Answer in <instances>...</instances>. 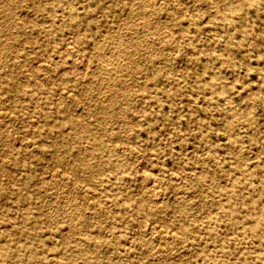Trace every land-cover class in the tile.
<instances>
[{"label":"rangeland","instance_id":"374dc122","mask_svg":"<svg viewBox=\"0 0 264 264\" xmlns=\"http://www.w3.org/2000/svg\"><path fill=\"white\" fill-rule=\"evenodd\" d=\"M210 1L0 0V264H264V0Z\"/></svg>","mask_w":264,"mask_h":264},{"label":"bare ground","instance_id":"6f19581e","mask_svg":"<svg viewBox=\"0 0 264 264\" xmlns=\"http://www.w3.org/2000/svg\"><path fill=\"white\" fill-rule=\"evenodd\" d=\"M209 1H210V0H209ZM194 2H195V1H194ZM210 2H211V1H210ZM159 4H160V2H159ZM7 5H8V4H7ZM207 17H208V16H207ZM17 19H19V18H17ZM15 22H16V21H15ZM117 23H118V22H117ZM165 28H166V27H165ZM166 30H167V29H166ZM28 34H29V33H28ZM66 45H68V44H66ZM69 50H70V48H69ZM136 51H137V50H136ZM70 52H71V51H70ZM65 53H66V52H65ZM67 54H68V53H66V55H67ZM70 56H72V55L70 54ZM72 58H74V56H73ZM38 60H39V59H38ZM41 60H42V59H41ZM41 60H40V61H41ZM43 60H44V59H43ZM76 61H77V60H76ZM83 61H84V60H83ZM85 61H86V60H85ZM85 61H84V62H85ZM36 62H37V61H36ZM47 62H48V61H47ZM38 63H39V62H37V64L35 63L34 66H35V65H38ZM43 63H44V62H43ZM67 63H68V62H67ZM71 63L73 64L74 62H71V61H70V64H71ZM50 64H51V63H50ZM75 65H76V67H78V66H77L78 64H75ZM75 65H74V66H75ZM35 67H36V66H35ZM73 68H74V67H73ZM84 68H85V67H84ZM69 69H70V67H69ZM81 69H83V68H81ZM71 70H72V69H71ZM79 70H80V69H79ZM180 70H181V69H180ZM80 71H81V70H80ZM82 71H83V70H82ZM72 72H75V70H73ZM80 73H82V72H80ZM80 73H79V74H80ZM75 74H76V73H75ZM75 74H74V75H75ZM35 79H36V78H35ZM110 88H111V87H110ZM59 89H60V88H59ZM63 89H65V88H63ZM63 89H62V90H63ZM120 89H121V88H120ZM66 91H67V90H66ZM65 93L68 94L69 92H68V93L65 92ZM73 95H74V94H73ZM122 95H123V94H122ZM123 96H124V95H123ZM108 99H109V97L107 98V100H108ZM105 101H106V100H105ZM0 109H2V108H0ZM3 109H4V107H3ZM0 111H1V110H0ZM7 112H11V111L7 110ZM7 114H8V113H7ZM10 114H11V113H10ZM29 117H30V116H29ZM136 117H137V116H136ZM141 117H142V116H141ZM32 118H35V117H32ZM32 118H31V119H32ZM35 119H36V118H35ZM36 121H37V120H36ZM5 123H6V122H5ZM35 123H36V122H35ZM0 126H1V125H0ZM131 126H132V125H131ZM1 128H2V127H1ZM8 134H9V133H8ZM6 136H9V135H6ZM11 140H12V139H11ZM115 142H116V141H115ZM4 143H5V142H4ZM112 143H114V141H113ZM5 144H7V143H5ZM15 144H17V143H15ZM132 146H133V145H132ZM254 153H256V152H254ZM3 156H5V155H3ZM251 157H252V156H251ZM253 157H254V156H253ZM0 158H1V157H0ZM4 158H5V157H4ZM1 159H2V158H1ZM0 161H1V160H0ZM1 167H3V166H1ZM56 167H58V165H57ZM187 169H189V168H187ZM54 170H55V169H54ZM62 170H63V169H62ZM168 170H169V168H168ZM171 170H172V169H170L169 171H171ZM190 170H191V169H190ZM64 171H65V170H64ZM64 171H63V172H64ZM65 172H66V171H65ZM66 173H67V172H66ZM139 173H140V172H139ZM196 174H198V173H196ZM157 176H158V175H157ZM46 179H47V178H46ZM145 180H146V179H145ZM145 180L143 179L142 181L145 182ZM168 181H170V179H169ZM73 182H74V181H73ZM73 182H72V183H73ZM151 182H152V181H151ZM149 183H150V182H149ZM38 184H39V183H38ZM142 184H143V183H142ZM150 184H151V183H150ZM152 184H153V183H152ZM154 184H155V183H154ZM147 185H149V184H147ZM147 185H146V186H147ZM146 186H145V187H146ZM142 188H143V187H142ZM142 188H141V189H142ZM142 190H143V189H142ZM149 191H150V190H149ZM149 191H147V193H148ZM158 191H159V188H158ZM151 192H152V191H151ZM153 192H154V191H153ZM150 194H151V198H150V200H152V201L154 200L153 202H156V201H155V196H156L155 194H156V193H155V194H154V193H150ZM90 197H91V196H90ZM93 197H94V196H93ZM93 197H91V198L93 199ZM88 198H89V197H88ZM156 200H158V197H157ZM147 201H148V200H147ZM152 201H151V203H152ZM159 201H160V198H159ZM148 202H149V201H148ZM157 202H158V201H157ZM157 202H156V203H157ZM98 204H100V203H98ZM147 205H148V204H147ZM92 208H93V207H92ZM4 212H5V211H4ZM152 223H153V222H152ZM161 226H162V225H161ZM165 228H167V227H165ZM168 228H171V227L168 226ZM168 228L162 230V232L165 233L166 235H171V234H172V231H171L170 229H168ZM139 231H140V230H139ZM74 234H77V232H75ZM78 235H82V234H79V233H78ZM160 235H161V234H160ZM157 236H158V235H157ZM78 237H79V236H78ZM166 237H168V236H166ZM84 238H85V237H84ZM180 249H181V248H180ZM187 252H188V251H187ZM184 253L186 254V252H184ZM55 256H56V255H55ZM50 257H51V256H50ZM57 258H59V257H57ZM179 258H180V257H179ZM65 263H66V262H65Z\"/></svg>","mask_w":264,"mask_h":264}]
</instances>
